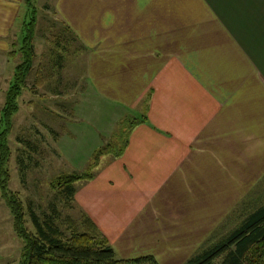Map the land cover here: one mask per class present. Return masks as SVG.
<instances>
[{
	"label": "crops",
	"instance_id": "1",
	"mask_svg": "<svg viewBox=\"0 0 264 264\" xmlns=\"http://www.w3.org/2000/svg\"><path fill=\"white\" fill-rule=\"evenodd\" d=\"M49 2L80 45L83 92L112 111L106 140L127 141L100 157L77 206L120 258L185 264L264 193V0ZM27 17L25 0H0V108ZM77 101L70 117L87 118ZM12 226L0 191V264Z\"/></svg>",
	"mask_w": 264,
	"mask_h": 264
},
{
	"label": "rangeland",
	"instance_id": "2",
	"mask_svg": "<svg viewBox=\"0 0 264 264\" xmlns=\"http://www.w3.org/2000/svg\"><path fill=\"white\" fill-rule=\"evenodd\" d=\"M48 3L49 0L36 2L35 58L24 93L18 98L19 110L12 118L8 189L19 195L27 213L31 207L41 218L55 217L59 228L68 231L70 221L80 224L85 212L77 206L76 194L69 201L62 197L55 187L56 181L64 174L90 173L95 177L94 171L100 162L96 155L111 142L106 139L110 137L107 135L112 128L113 114L110 108L103 107L102 101L93 98L90 91L83 92L87 86L78 79L83 71L80 45L63 32L64 27ZM19 38V41L23 39ZM54 88L61 91L60 97L52 95ZM35 95H39L38 99ZM78 99L80 106L84 104L80 109L88 113L87 118L80 117L78 112L75 118L70 117V110ZM132 118L126 117L127 123ZM50 125L54 133L46 127ZM121 126H118L119 133ZM120 146L112 152H118ZM88 181L77 182L76 193ZM244 204L220 225L216 239L204 244V249L232 233L251 213L263 207L264 193ZM12 223L11 264H20L24 243L15 231L13 216ZM26 224L33 232L28 215Z\"/></svg>",
	"mask_w": 264,
	"mask_h": 264
},
{
	"label": "trees",
	"instance_id": "3",
	"mask_svg": "<svg viewBox=\"0 0 264 264\" xmlns=\"http://www.w3.org/2000/svg\"><path fill=\"white\" fill-rule=\"evenodd\" d=\"M36 2L37 0H25L28 17L22 27L23 39L20 47L10 52L13 57L20 55V62L5 94V103L0 108V191L11 210L15 231L24 243L20 264H159L150 255L135 259L118 257L108 238L86 214L80 224L70 221L69 230L62 231L55 217L41 218L31 207H28L27 213L19 195L8 189L12 118L19 110L18 98L33 70L35 58L34 38L38 16ZM143 121V118L133 119L129 128ZM126 143L125 140L122 148L118 149V154L124 151ZM115 147L116 144H108L98 151L96 157L111 153ZM93 178L94 175L90 173L64 174L57 179L55 187L69 201L76 194L77 182ZM27 215L34 228L33 232L27 227ZM185 264H264V206L251 213L232 233L197 252Z\"/></svg>",
	"mask_w": 264,
	"mask_h": 264
}]
</instances>
